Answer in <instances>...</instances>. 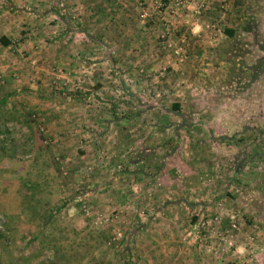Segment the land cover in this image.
Returning a JSON list of instances; mask_svg holds the SVG:
<instances>
[{
  "label": "rangeland",
  "instance_id": "obj_1",
  "mask_svg": "<svg viewBox=\"0 0 264 264\" xmlns=\"http://www.w3.org/2000/svg\"><path fill=\"white\" fill-rule=\"evenodd\" d=\"M178 1L130 0L111 13L98 35L111 49L90 46L95 59L80 65L48 61L41 95L25 88L29 51L1 52L0 263L264 264L260 252L237 260L236 247L251 216L264 251L254 217L264 203V0ZM88 15L75 18L87 25ZM104 52L113 59L101 64ZM94 62L105 92L70 100L69 117L70 101L52 92L84 94L94 79L75 75ZM125 101L148 107L134 114ZM154 102L181 105L189 124ZM201 194L208 209L173 203Z\"/></svg>",
  "mask_w": 264,
  "mask_h": 264
},
{
  "label": "crops",
  "instance_id": "obj_2",
  "mask_svg": "<svg viewBox=\"0 0 264 264\" xmlns=\"http://www.w3.org/2000/svg\"><path fill=\"white\" fill-rule=\"evenodd\" d=\"M229 2H234V0H229ZM129 5L130 0H0V59L5 60V54L1 52H5L13 45L16 47L19 46L18 49L20 50L26 48L27 51H29V53H27L29 54L28 57H31L30 64H32L30 65V79L32 82L30 83V86H28L29 81L25 80V88L28 89V92H30L32 96L35 94L38 95L40 93L38 91L43 90V87L40 84L48 85V83L46 82V80L48 79V68H46L45 66V64L48 66V61L52 63L55 61L58 62V64H60V62H63L65 64V62L69 61L70 58L72 62L75 61V63H79L80 65L85 61V59H95L94 56H89L90 52L88 50H90V46H95L96 44L103 42V44L108 45V49H111L109 45L112 41H110V39L107 37L100 38L98 35H102L103 33L105 34L107 32V28L112 27L111 24L114 21L110 17L113 16L112 14L114 12L119 11L121 13H127L130 10ZM234 9L235 10L233 11V13L236 14H242L244 12L243 8H241V5L237 6ZM77 12L86 13L87 15L90 14L87 18V25L79 23L77 21V19L75 18V14H78ZM109 14H111V16ZM2 37L8 42L7 44L1 41ZM39 48L45 49L42 50ZM98 55L100 59H103L100 62L101 64H105L113 59V56L110 53L107 54L106 52H104V54L99 53ZM119 59L121 61H125L124 57H120ZM83 66L84 68H86L85 71L87 74L83 75L78 72L75 76H83L87 79V81L94 79V85L87 88V91L84 94L77 91L67 92L64 90H53L52 94L54 96H57L58 99H63L66 101L71 100L75 103H80L93 92H105V87L99 86L100 81L99 79H97V76L94 75L97 63L94 62L91 65ZM136 70L139 73H142L144 71V68L139 67ZM106 71L107 70L105 69V72ZM59 76L58 80L62 82ZM139 82L143 83V81H141L140 79ZM84 88L86 87H83V89ZM125 88H128L126 84H124V89ZM127 90H129V88ZM129 93H133V91ZM75 94L79 95L75 97ZM137 95L138 97H140L139 92H137ZM37 101H41V99L39 98L37 99ZM71 101L70 103H68L70 105L68 106L69 108H64L67 112H73L74 107H71L73 106ZM40 103L43 102L41 101ZM125 103L127 104V107L129 109L137 108L134 114H137L143 111L144 108L148 107L144 104V101H138L136 103L125 101ZM154 105V108L161 107L162 109H164L168 116L174 114H177L178 117L180 116V126L184 127L189 124V120H187L185 115L180 112L181 105H179V108L176 109V104H173V112L170 106H167L166 103L154 102ZM112 106L114 107V104ZM178 113L180 114L178 115ZM68 115L69 117H75V115L77 114L73 112L72 114ZM167 156L169 159V156L171 155ZM165 166L166 163L162 165L158 164V169L155 172L156 174L154 175V178H159V175L165 171ZM129 171L130 170H128V172ZM195 185H193L191 189L198 187ZM204 195H206V197L201 194L200 196H197L198 198H196L195 200L190 198L189 196H185V198L179 197L176 198L173 203H176L177 205L183 204L184 202L189 207L204 206L206 209H208V204L211 202H209L208 195ZM258 209V214H255L254 217L260 220H264V203L261 207H258ZM259 216L261 218H259ZM177 217L182 216L177 214L169 215V219L173 222ZM197 219L198 217H195L194 221H197ZM244 221L245 223L242 224L243 226L237 233V260H239V258H245L249 256V262H251V254L255 257L256 253L260 252L258 255L263 254L264 257V251L260 247L259 248L262 250L257 251L258 246L257 242L254 239L256 236L255 234L257 233L256 223L249 222L251 221V216H246V220ZM260 233L264 234V230H262ZM192 245L193 246L190 247V250H195L197 252V247L195 246L196 244ZM198 259L199 261L204 260L201 263L207 261V258H205L204 254L202 257H198ZM191 262L192 264H198L193 263L192 258H190L189 264H191Z\"/></svg>",
  "mask_w": 264,
  "mask_h": 264
},
{
  "label": "trees",
  "instance_id": "obj_3",
  "mask_svg": "<svg viewBox=\"0 0 264 264\" xmlns=\"http://www.w3.org/2000/svg\"><path fill=\"white\" fill-rule=\"evenodd\" d=\"M226 33L229 34L230 36H232L235 32H234V30H232L230 28H226ZM1 41L3 43H5V44L8 43L6 40H4L3 37L1 38ZM261 65H262V62L260 61V62H258V63L255 64L254 68H256L258 70L261 67ZM255 75L256 74L254 73L253 74V77H255ZM79 94H75L74 96L77 97ZM175 106H176V109L179 108V104H176ZM185 123H186V120H185ZM0 237H6L7 238V234H4L3 232H0ZM39 237H41V236H36L35 235L33 238L37 239ZM55 255H56L55 257L57 259V257L59 256V253L58 252H55ZM37 257H39V254H37ZM39 263H40V261H39ZM0 264H6V263H0ZM7 264H9V263H7ZM27 264H35V263H34V260H33V261H30V262H27Z\"/></svg>",
  "mask_w": 264,
  "mask_h": 264
},
{
  "label": "built area",
  "instance_id": "obj_4",
  "mask_svg": "<svg viewBox=\"0 0 264 264\" xmlns=\"http://www.w3.org/2000/svg\"><path fill=\"white\" fill-rule=\"evenodd\" d=\"M183 2H184L183 0H179V1L177 2V4H180V3H183ZM146 15H148V11L144 10V11L142 12L141 16H142V17H145Z\"/></svg>",
  "mask_w": 264,
  "mask_h": 264
}]
</instances>
